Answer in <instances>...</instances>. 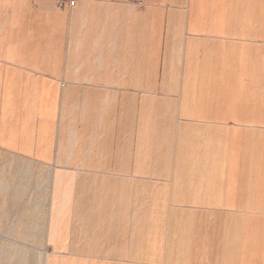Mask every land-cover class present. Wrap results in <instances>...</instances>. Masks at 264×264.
Here are the masks:
<instances>
[{"label": "crops", "instance_id": "0c3cea01", "mask_svg": "<svg viewBox=\"0 0 264 264\" xmlns=\"http://www.w3.org/2000/svg\"><path fill=\"white\" fill-rule=\"evenodd\" d=\"M0 150L45 264H264V0H0Z\"/></svg>", "mask_w": 264, "mask_h": 264}, {"label": "rangeland", "instance_id": "374dc122", "mask_svg": "<svg viewBox=\"0 0 264 264\" xmlns=\"http://www.w3.org/2000/svg\"><path fill=\"white\" fill-rule=\"evenodd\" d=\"M57 3L70 9L77 0H57ZM101 62L96 63V84L103 82L106 69ZM80 65L81 75H87L88 59H80ZM63 82L67 86L72 81ZM166 153L167 149L161 155ZM50 197L51 176L47 166L0 150V264H45Z\"/></svg>", "mask_w": 264, "mask_h": 264}]
</instances>
